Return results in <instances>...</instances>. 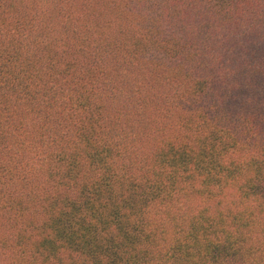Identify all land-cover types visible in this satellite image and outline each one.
<instances>
[{
    "label": "trees",
    "instance_id": "trees-1",
    "mask_svg": "<svg viewBox=\"0 0 264 264\" xmlns=\"http://www.w3.org/2000/svg\"><path fill=\"white\" fill-rule=\"evenodd\" d=\"M0 264H264V0H0Z\"/></svg>",
    "mask_w": 264,
    "mask_h": 264
}]
</instances>
